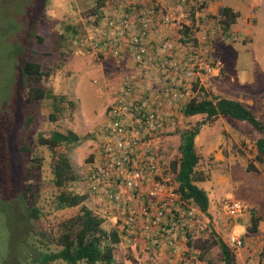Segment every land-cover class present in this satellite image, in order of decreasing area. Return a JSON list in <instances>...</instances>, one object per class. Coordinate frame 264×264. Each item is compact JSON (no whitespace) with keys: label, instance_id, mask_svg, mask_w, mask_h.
Masks as SVG:
<instances>
[{"label":"rangeland","instance_id":"obj_1","mask_svg":"<svg viewBox=\"0 0 264 264\" xmlns=\"http://www.w3.org/2000/svg\"><path fill=\"white\" fill-rule=\"evenodd\" d=\"M96 1L0 0V264H65L61 260L41 263L35 257L34 250L48 252L59 248L55 238L60 233V223L77 211L58 207L59 189L53 184L51 168L56 154L40 145L38 136H49L53 130H71L80 136L68 154L77 179L67 184V189L88 194L86 174L98 144L105 107L118 91L125 72V62L102 57L82 44L85 27L96 15ZM213 2L179 0L175 9L166 8L177 19L176 36L182 42L195 40L198 44L199 40V49L206 59L219 58L223 64L222 74L204 79L194 98L240 99L264 122V1L246 2L227 33L218 24L219 7L211 8ZM34 23L35 32L43 35V41L28 35ZM67 26H74L76 33L67 34ZM186 28L189 32L185 36ZM64 31L65 40L54 43L48 39ZM167 36L171 37L170 33ZM22 57L40 64L42 88L63 96V111L60 116L57 114V120L49 117L53 108L50 99H27L33 84L24 82L19 68ZM180 110L170 129L161 135L162 153L168 166L166 177L177 187L170 164L180 156V133L204 122L200 139L198 134L195 176L204 178L197 184L210 186L206 194L211 206L209 202L208 215L200 212L195 246L213 264H225L212 239L216 235L226 243L232 231L242 236L245 244L243 249L232 251L235 263L257 258L264 254V156L257 158L255 142L264 137V131L232 117L206 120L204 114L184 116ZM26 118H31L27 128ZM19 135L30 152L19 153ZM208 143H212V149ZM67 150L65 144L55 147L56 153ZM29 165L33 167L27 173L25 168ZM227 199L238 200L246 207L241 216L231 220L230 227L220 214V205ZM85 203L104 220L106 229L117 230L110 210L92 199L86 198ZM32 208L37 209V218L31 215ZM114 256L117 264H133L132 250L124 246L117 244Z\"/></svg>","mask_w":264,"mask_h":264},{"label":"built area","instance_id":"obj_2","mask_svg":"<svg viewBox=\"0 0 264 264\" xmlns=\"http://www.w3.org/2000/svg\"><path fill=\"white\" fill-rule=\"evenodd\" d=\"M92 21L83 46L125 62V72L105 107L87 199L110 210L118 245L132 250L133 264H213L193 242L201 211L166 177L161 135L203 80L222 74V61H208L199 40L182 42L176 17L153 0L110 1ZM245 208L227 199L220 214L230 227ZM227 237L230 250L244 248L242 236ZM242 264H264V254Z\"/></svg>","mask_w":264,"mask_h":264},{"label":"trees","instance_id":"obj_3","mask_svg":"<svg viewBox=\"0 0 264 264\" xmlns=\"http://www.w3.org/2000/svg\"><path fill=\"white\" fill-rule=\"evenodd\" d=\"M112 0H97L94 6L93 14L97 18L100 15L101 8ZM156 3V2H155ZM158 4V3H157ZM218 24L223 32L227 33L230 26L235 23L239 16L237 11H234L229 6H221L218 9ZM92 20L87 23L90 26ZM36 23H34L28 32L30 37L36 41H43V35L36 34ZM66 33L70 36L76 33L74 26H67ZM188 28L184 30V35H188ZM49 36L48 39L58 43L61 39L65 40V31L63 34H58L54 37ZM189 38V37H188ZM46 40V38H45ZM184 41V40H183ZM55 45V44H54ZM20 55V54H19ZM24 56V55H20ZM17 57V56H16ZM20 70L24 78V82L28 80L33 86L30 89L28 100L39 101L47 98L52 101V112L49 117L51 120H57L63 111V96H58L51 92H47L39 83L42 79L43 72L40 64L30 61L22 57L19 62ZM38 84V85H37ZM72 105V102H69ZM181 113L184 116H194L204 114L205 119H211L216 116L232 117L238 121H243L250 124L258 131H264V122L260 121L253 111L244 105L241 101L230 99L223 96H213L211 98L197 99L192 98L184 106L181 107ZM59 113V114H58ZM58 114V115H57ZM31 118L24 119L25 128L29 126ZM204 122H199L192 128H187L181 131V143L178 147L180 156L177 160L171 162V170L175 172L178 190L182 197L192 199L202 213L208 215V196L204 189L199 187L196 182L203 180L202 177H196V167L199 162V155L195 149V138L199 134L200 126ZM18 151L20 154L30 152V147L23 143L21 135L18 136ZM20 140V141H19ZM80 141V136L69 130L64 133L59 130H53L49 136L39 135L38 143L47 146L54 154L56 159L53 161L51 168L53 174V184L59 189L56 196V203L59 208H77L74 215L61 221L60 233L55 238L59 248L54 251L34 250L36 259L41 263L47 261L61 260L65 264H117L114 252L119 243V234L115 229H106L103 226L104 220L97 216L90 207L86 205L87 194L73 192L67 189V184L74 182L77 179L76 172L68 156L69 150L72 149ZM59 144H65L68 148L66 153H56L55 147ZM257 149V158L261 159L264 156V137L258 138L255 142ZM91 161L94 155L90 157ZM28 161L25 165H27ZM31 165L26 166L25 172L30 173ZM28 175V174H27ZM22 198L21 196L19 197ZM20 200V203H22ZM33 217L37 216V209L30 210ZM257 219V218H256ZM255 218L252 220L255 221ZM255 226V223L254 225ZM212 239L213 245L218 246L221 252L222 260L225 264H236L232 250L224 241L214 235ZM20 235L16 236L15 244L18 243ZM261 257L263 254L260 255ZM257 256V257H260Z\"/></svg>","mask_w":264,"mask_h":264},{"label":"crops","instance_id":"obj_4","mask_svg":"<svg viewBox=\"0 0 264 264\" xmlns=\"http://www.w3.org/2000/svg\"><path fill=\"white\" fill-rule=\"evenodd\" d=\"M158 3H160L165 9L167 8V7H169V9H175V7L177 6L176 5V2H179V0H156ZM262 1H264V0H262ZM246 2H249V3H251V4H253V3H257V4H259V3H261V2H259V0H226V1H224V0H214V2H213V5L211 6V8H213V9H216L217 7H220V6H229V7H231L234 11H240L241 12V9L240 8H242V6L246 3ZM175 3V4H174ZM178 4V3H177ZM248 4V3H247ZM246 4V5H247ZM240 9V10H239ZM176 11V10H175ZM171 31L172 30H170L169 32L171 33ZM174 31V30H173ZM161 33H163V34H167V29H165V30H163V31H161ZM227 98H229V97H227ZM230 99H235V100H238V101H241L240 99H237V98H230ZM242 102V101H241ZM243 103V102H242ZM201 130L199 131V139H200V137H201ZM198 146H199V144H198V135L196 136V138H195V149H196V151H197V153H198ZM207 147L208 148H210V149H212V143H208L207 144ZM197 184V183H196ZM199 187H201L202 189H204L205 190V192L207 193V190H209L210 189V186L209 185H203V184H197ZM208 196V195H207ZM214 201V200H213ZM209 202H210V206H211V201H210V199L208 198V211L210 210V207H209Z\"/></svg>","mask_w":264,"mask_h":264}]
</instances>
